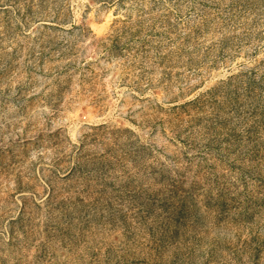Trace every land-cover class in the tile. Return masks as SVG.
<instances>
[{
    "label": "rangeland",
    "instance_id": "rangeland-1",
    "mask_svg": "<svg viewBox=\"0 0 264 264\" xmlns=\"http://www.w3.org/2000/svg\"><path fill=\"white\" fill-rule=\"evenodd\" d=\"M0 264H264V0H0Z\"/></svg>",
    "mask_w": 264,
    "mask_h": 264
}]
</instances>
